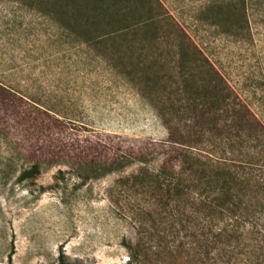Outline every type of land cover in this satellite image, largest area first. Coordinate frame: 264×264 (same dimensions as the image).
I'll list each match as a JSON object with an SVG mask.
<instances>
[{
    "label": "rangeland",
    "instance_id": "rangeland-1",
    "mask_svg": "<svg viewBox=\"0 0 264 264\" xmlns=\"http://www.w3.org/2000/svg\"><path fill=\"white\" fill-rule=\"evenodd\" d=\"M147 1L88 36L0 0V264H264L263 213L203 236L133 182L188 185L183 153L264 170V0Z\"/></svg>",
    "mask_w": 264,
    "mask_h": 264
},
{
    "label": "trees",
    "instance_id": "trees-1",
    "mask_svg": "<svg viewBox=\"0 0 264 264\" xmlns=\"http://www.w3.org/2000/svg\"><path fill=\"white\" fill-rule=\"evenodd\" d=\"M32 2L35 5L31 7L49 15L61 26L88 36L104 28L103 23L106 20L113 18V21H120V17L116 18V15H121L124 7L131 9L138 5L142 8L149 4L147 0H32ZM124 21L126 27L130 28L129 21L126 19ZM150 28L154 29L155 25L151 24ZM185 61L190 64L189 58ZM202 96L214 100L218 95L215 96L212 89L205 86ZM259 138L262 137L254 129L245 149L247 152L253 151L255 155L251 162L260 158L259 163L263 164L264 159H261L260 153L264 151V141ZM183 157L185 161L180 165L179 173L187 175L188 185L181 182L180 174L172 172L173 166L169 164V160L163 162L157 173L141 169L133 177L134 184L141 186L151 184L161 205V212L157 213L158 216L161 215L160 219L169 216L173 222L179 221L184 227L197 222V225L207 226L209 229L203 236L210 234L214 229L217 230L216 239L221 238L224 233L226 237L231 238L229 241L232 237L241 240L243 234L231 227L253 220L256 214L264 215V170L247 162L227 167L203 160L200 155L197 157L193 153L189 155L183 153ZM37 172V167L33 166L30 171L22 173L21 179L32 177ZM127 248L132 250L130 245H127Z\"/></svg>",
    "mask_w": 264,
    "mask_h": 264
}]
</instances>
